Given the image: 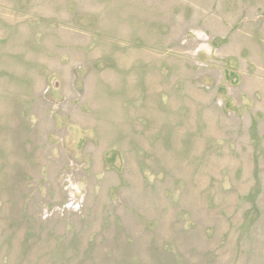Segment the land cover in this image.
<instances>
[{
    "label": "rangeland",
    "instance_id": "374dc122",
    "mask_svg": "<svg viewBox=\"0 0 264 264\" xmlns=\"http://www.w3.org/2000/svg\"><path fill=\"white\" fill-rule=\"evenodd\" d=\"M0 264H264V0H0Z\"/></svg>",
    "mask_w": 264,
    "mask_h": 264
}]
</instances>
